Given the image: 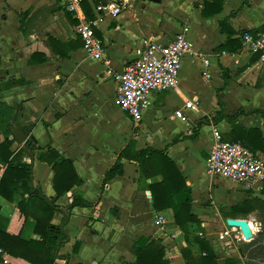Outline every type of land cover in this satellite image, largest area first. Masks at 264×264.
Wrapping results in <instances>:
<instances>
[{
  "label": "crops",
  "instance_id": "crops-1",
  "mask_svg": "<svg viewBox=\"0 0 264 264\" xmlns=\"http://www.w3.org/2000/svg\"><path fill=\"white\" fill-rule=\"evenodd\" d=\"M88 2L93 19L95 5ZM206 3L212 0H125L120 14L105 18L96 29L104 55L94 60L76 34L79 20L68 11L67 0H0V101L14 108L13 124L34 140L31 153L15 139L11 150L19 162L31 164V186L48 200L56 198L54 171L39 157L55 150L72 162L80 179L55 205L65 209L78 196L95 204L74 208L63 231L65 212L54 213L51 224L61 226L65 237L54 264L132 263L131 248L141 237L160 240L169 264H185L181 250L198 255L197 236L208 242L219 264L228 257L239 264L251 263L240 250L242 241L235 242L230 253L218 241L226 226L210 223L216 217L225 223L245 220L252 238L243 243L250 242L261 231L262 210L254 201L264 200V188L247 190L210 176L205 160L213 140L212 126L224 140L241 143L264 158V66L241 45L220 47L227 42L228 32H233L230 39L239 42L242 32H263L264 0H222L221 11L210 17L202 15ZM183 27L189 28L194 50L182 59L178 89L152 92V104L136 124L118 106L117 83L107 71L122 72L139 56L144 39L166 44ZM191 100L198 101L199 107L184 109L186 120L176 117L175 111ZM217 114L223 118L214 119ZM130 138L136 141V151L162 153L184 179L192 199L190 213L199 221V226L189 224L188 236L173 224L172 209L156 212L153 207L148 185L161 182V173L144 180L138 163L124 160L123 175L101 190L106 170ZM3 141L0 132V144ZM155 162L164 171L159 157ZM5 168L0 163V177ZM20 193L15 192L12 201L0 196V231L26 241L40 240L34 233V209L27 208V217L17 208ZM23 198L29 199L28 194ZM172 201L178 205L175 195ZM244 202L251 210L231 216L232 207ZM209 209L216 211L210 217ZM157 216L162 224L155 223ZM209 225L217 232L207 229ZM1 256L0 264H30L9 253Z\"/></svg>",
  "mask_w": 264,
  "mask_h": 264
},
{
  "label": "trees",
  "instance_id": "trees-1",
  "mask_svg": "<svg viewBox=\"0 0 264 264\" xmlns=\"http://www.w3.org/2000/svg\"><path fill=\"white\" fill-rule=\"evenodd\" d=\"M80 1L81 7L84 9L87 18L92 19L88 0ZM91 1L96 5L99 3L105 4L110 0ZM221 9L222 0H212V3L205 4V8L202 10V15L204 17H210L218 14ZM66 13L69 15L68 12ZM72 22L75 24L77 23L74 19ZM220 26L223 31L222 23H220ZM260 31H264V26L261 27ZM232 34L233 32H228L227 42L220 47L224 49H228L227 46L229 45H232L235 49L240 47L241 44L238 40L230 39ZM49 41L52 44V36L49 37ZM60 54L63 55V53ZM45 60L46 58L44 57L39 60V62H44ZM32 62L34 61L32 60ZM13 116L14 108L0 101V132L4 136V141L0 144V163L6 166L0 177V196L12 201L14 193L17 191L21 192L20 196L22 198L16 203L17 208L24 212L27 217L29 216L27 208L31 206L32 209H34V233L40 237V240L26 241L21 238V236L11 235L7 230L4 232L0 231V261L2 260V254L9 253L26 260L30 264H54L55 260L59 258L57 255L58 248L62 246V244H59V241L65 239L64 234L61 231V226L67 222L66 216L70 215L72 210L76 207H92L95 204L85 202L78 196L65 209H59L55 205V201L60 196L80 183V179L72 162L61 158V156L53 149H48L46 152L41 153L39 159L52 166L54 171L53 184L56 198L48 200L40 190L32 188L31 164L19 162L17 155L11 150V146L14 142V139L10 138L14 123ZM221 118H223L222 114H217L214 119L219 120ZM203 120L206 119L204 118ZM197 130L198 128L195 130L192 138H195L197 135ZM33 143L34 141L31 143V146L34 145ZM135 145V139L130 138L126 145L116 154L115 161L106 170L103 176L101 190L103 191L108 182L123 175L124 160L137 162L140 169V178L144 180L161 173L163 176L161 182L148 185L152 195L153 207L156 212L172 209L173 224L177 226L178 230L183 233L185 237L188 236L189 224H196L199 226V221L190 213L192 199L190 190L185 184L184 179L174 169L172 162L163 156L162 153L151 149L136 151ZM23 148L31 153L32 149L28 147L27 144H25ZM38 150L41 151L43 149L38 147ZM157 157L160 158L164 171L157 169L155 162ZM24 194H28L29 199L24 200ZM173 195L178 199L177 206L173 204ZM100 198L101 195H99L97 201H99ZM254 202L258 203L256 206L262 210L261 231L254 239L248 243H243L240 247V250L245 253L246 258L251 262L250 264L264 262V200L256 199ZM58 210H64L66 216H64L61 226L54 227L51 224V220L54 213ZM231 210V216H236L243 211L249 212L251 209L247 206L246 202H244L233 206ZM196 241L199 248L198 255L193 254L186 248L181 250V255L185 264H219L217 256L208 242L202 236H197ZM77 247L78 243H76L74 251L77 250ZM131 253L133 256V262L125 264H169L165 259L164 247L158 239L150 240L145 237L139 238L133 244ZM239 263L238 259L228 257L223 264Z\"/></svg>",
  "mask_w": 264,
  "mask_h": 264
},
{
  "label": "built area",
  "instance_id": "built-area-1",
  "mask_svg": "<svg viewBox=\"0 0 264 264\" xmlns=\"http://www.w3.org/2000/svg\"><path fill=\"white\" fill-rule=\"evenodd\" d=\"M124 3L123 0H110L105 4H96L94 6L96 17L87 19L82 13L80 0H67L68 11L79 20L75 31L82 40L83 48L89 58L94 60L103 58L104 45L95 31L105 18L118 16ZM188 32L189 28L183 27L174 39L166 44L144 39L139 56L129 62L122 72L107 71L117 83L118 106L134 123H140L144 112L151 106L152 92L178 89L182 59L194 50V44L188 37ZM239 40L241 47L250 54L256 55L260 64L264 66V31L242 32ZM198 107V101H185L183 107L175 111V116L186 120L183 110ZM212 137L211 148L205 160L208 175L235 182L247 190L262 191L264 158L241 143L224 140L216 126H212ZM155 223L162 224L158 216ZM218 241L223 242L225 248L231 253L235 251V242L246 240L239 227H228L219 233Z\"/></svg>",
  "mask_w": 264,
  "mask_h": 264
},
{
  "label": "water",
  "instance_id": "water-1",
  "mask_svg": "<svg viewBox=\"0 0 264 264\" xmlns=\"http://www.w3.org/2000/svg\"><path fill=\"white\" fill-rule=\"evenodd\" d=\"M139 1H141V2H145V1L159 2L160 0H139ZM11 134H12V137L11 138L15 139V141H16V143L18 145H25V144H27V146L30 147L31 149L33 148L31 146V143L34 141L33 138L32 137L28 138L21 131V129L18 127L17 124H13ZM64 215L66 216L65 213H64ZM226 225L229 226V227H239L245 240H249V239L252 238L251 230L249 228L248 223L245 220H240V219H227L226 220ZM62 231H63V226H62ZM60 242L61 241H59V243Z\"/></svg>",
  "mask_w": 264,
  "mask_h": 264
},
{
  "label": "rangeland",
  "instance_id": "rangeland-1",
  "mask_svg": "<svg viewBox=\"0 0 264 264\" xmlns=\"http://www.w3.org/2000/svg\"><path fill=\"white\" fill-rule=\"evenodd\" d=\"M123 2H125V0H123ZM221 179H222V178H221ZM207 206L210 207V206H212V205H207ZM213 210H214V211H213ZM197 212H198V211H197ZM200 212H201V211H200ZM215 212H216L215 209H212V210L209 209L208 213H206V214L210 217V215H213ZM198 213H199V212H198ZM218 217H219V216H218ZM222 218H223V217H222ZM167 219H168V220L170 219V216H169V215L167 216ZM215 219H216V220H215ZM217 219H218L217 217L214 218V219H212L210 224L213 223V225H215V224H216V221H217V222H219V226H218L219 228H222L223 226H224V227L226 226V228H228V226L226 225V223H225L224 221H222V220H219V221H218ZM223 219H224V218H223ZM211 226H212V225H209V227H207V229H209V230L212 229L211 232H214V231L217 232V228H216L215 226H212V228H211ZM213 234H214V233H213ZM239 245L242 246V245H243V241L240 242Z\"/></svg>",
  "mask_w": 264,
  "mask_h": 264
}]
</instances>
